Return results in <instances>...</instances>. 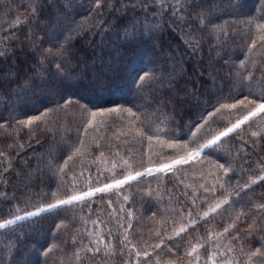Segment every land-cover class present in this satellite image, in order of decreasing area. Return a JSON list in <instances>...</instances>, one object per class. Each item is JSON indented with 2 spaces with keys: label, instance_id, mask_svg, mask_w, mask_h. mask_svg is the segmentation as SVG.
<instances>
[{
  "label": "trees",
  "instance_id": "16d2710c",
  "mask_svg": "<svg viewBox=\"0 0 264 264\" xmlns=\"http://www.w3.org/2000/svg\"><path fill=\"white\" fill-rule=\"evenodd\" d=\"M260 24L264 0H0V223L177 160L254 110ZM261 176L264 112L194 161L5 223L0 264H194L215 250L264 264L251 256Z\"/></svg>",
  "mask_w": 264,
  "mask_h": 264
},
{
  "label": "snow or ice",
  "instance_id": "6c2138e0",
  "mask_svg": "<svg viewBox=\"0 0 264 264\" xmlns=\"http://www.w3.org/2000/svg\"><path fill=\"white\" fill-rule=\"evenodd\" d=\"M157 2L161 3V6H162V0H157ZM34 12H35V8H33V13ZM257 27L262 29V30H264V24H260ZM261 40H264V36H261ZM56 67H57L58 70H62V69H60V65H57ZM146 78H150V74L149 73H144L143 75L139 76V81L143 82V81L146 80ZM239 103L243 104L244 102L243 101H239ZM252 103H253V101H249V104H252ZM221 107H223V108H229V107L230 108H235L236 104H231V105L225 104V105H222ZM108 111L117 112V111H120V110L119 109H109ZM125 111H128L129 113H131V109H126ZM262 112H264V103H260L258 105V107L254 108V110L250 111L248 113V115L243 117L242 120H237V122L235 124H232L230 127L224 129L223 131H220L217 135H215L212 139L208 140L206 143L199 144L197 147L192 148L191 151L187 152V156L186 157H180L177 160H173L171 164H161L160 167L157 169V171H163L165 169H170L172 167V165H174V164L186 163L188 160H191V159H193L195 157L201 156V154L204 153L205 150L215 151L219 147V142H221V138L222 137L228 136L234 130L239 128L244 122L248 121L251 117L257 115L258 113H262ZM45 115H46L45 113H42L40 116L31 117L27 121H21L20 123L27 124V125L31 126L34 122L40 121L42 119V117L45 116ZM96 115H97V113H95V112L92 113L93 117H95ZM209 115H212V114L209 113ZM252 135L253 136H257L258 133L257 132H252ZM169 147H172V145L169 144ZM182 147L186 150L188 148V144L185 143ZM218 167L220 169H223V172H224L225 176H227L228 173L231 171V168L230 167H225L224 164H219ZM146 171H147L148 174H151L152 170L151 169H147ZM144 174L145 173L137 172L136 173V177L142 176ZM136 177L128 176L124 180H116L115 181V185L106 184L102 188H95V189L87 191V192L69 195L66 199H60L55 204H49L47 206V208H39V209H37L36 211H33V212H26L25 216H16L15 220H23L26 217L37 216L40 213L46 212V211H48L51 208H57V207H60L62 205H70L73 202L83 201L86 197L93 196L94 192H105V191L109 190L110 188H112L114 186L122 185V184L126 183L129 180L135 179ZM259 179L260 180H264V176L259 177ZM252 183H256V181L254 180V181H252ZM221 187H223V184H221ZM53 195L55 196L56 194L53 193ZM125 199H128V197H125ZM227 202H228L227 200L224 201V203H227ZM220 206H221L220 204H217L216 208H219ZM259 207L264 209V205H261ZM210 211H215V208L210 209ZM207 214L208 213H205L204 215H207ZM129 215H131V213H129ZM5 223L6 224H11V223H14V220H8ZM5 223H0V227H4ZM191 223L195 224L196 221H192ZM129 227H131V225H129ZM185 231H187V227H181L179 229V231L176 233V235L179 236L181 233H183ZM225 232H227V229H225ZM127 240H128V238H127V236H125L124 237V241H127ZM124 241H121V243H124ZM128 243H131V242L128 241ZM108 247L110 248L111 246L109 245ZM133 247H135V246L133 245ZM156 247L159 248L160 244H157ZM199 247H205V245H199ZM52 250H53L52 248H49L45 252V255H48V253H50ZM88 250L92 251L95 254V253H98L100 251V248L97 247L95 249H88ZM196 250H197L196 247H192V249L188 253V255H192L193 253L196 252ZM143 254L145 256L149 255L147 252H144ZM136 255L139 256L140 252L137 251ZM257 255L260 256L261 258H264V249L257 248L255 250V252L251 253V256H257ZM77 258H79L78 257V253H77Z\"/></svg>",
  "mask_w": 264,
  "mask_h": 264
},
{
  "label": "rangeland",
  "instance_id": "374dc122",
  "mask_svg": "<svg viewBox=\"0 0 264 264\" xmlns=\"http://www.w3.org/2000/svg\"><path fill=\"white\" fill-rule=\"evenodd\" d=\"M264 102V101H263ZM263 102H261V103H263ZM258 107V106H257ZM249 113V112H248ZM248 113L246 114V115H248ZM245 115V116H246ZM244 117V116H243ZM243 117L240 119V120H242L243 119ZM237 122V121H236ZM235 122V123H236ZM234 123V124H235ZM230 127V126H229ZM214 137V136H213ZM212 137V138H213ZM212 138H210V139H212ZM209 139V140H210ZM207 142V141H206ZM206 142H204V143H206ZM189 151H191V150H189ZM188 152V151H187ZM187 152L185 153V154H183L181 157H185V156H187ZM202 155V154H201ZM200 157V156H199ZM199 157H195V158H193V159H191V160H188L186 163H188V162H190V161H194V160H196L197 158H199ZM180 158V157H179ZM179 158H177V159H179ZM172 163V161L171 162H167V163H164V164H171ZM174 165H177V164H174ZM174 165H172V167L174 166ZM151 167H160V165L159 166H151ZM172 167L170 168V169H172ZM170 169H165V170H163V171H168V170H170ZM143 170V169H142ZM141 171V170H140ZM157 171V170H156ZM139 172V171H138ZM137 173V172H136ZM154 173V172H153ZM135 174V173H134ZM134 174H132V175H130V176H133ZM128 177V176H127ZM124 179H126V177L125 178H122V179H119V180H124ZM108 184H113V185H115V181H113V182H111V183H108ZM106 185V184H105ZM104 186V185H103ZM102 186V187H103ZM102 187H100V188H102ZM95 189V188H94ZM90 190H93V189H90ZM90 190H88V191H90ZM87 192V191H86ZM95 193V192H94ZM21 216H25V214H23V215H21ZM12 220H15V218H13ZM6 222V221H5ZM5 222H2V223H5ZM224 233H225V231L224 232H222V234L219 236V239H220V241H222L223 243H228L229 242V240H227V235H225L224 236ZM228 246L229 245H225V247H227L228 248ZM229 250L231 249V248H228ZM222 258V257H221ZM194 264H237L235 261H229V262H227L226 260L224 261V260H220V254H218V252L215 250V251H213L208 257H200V256H197L196 257V261L194 262Z\"/></svg>",
  "mask_w": 264,
  "mask_h": 264
},
{
  "label": "water",
  "instance_id": "95a60500",
  "mask_svg": "<svg viewBox=\"0 0 264 264\" xmlns=\"http://www.w3.org/2000/svg\"><path fill=\"white\" fill-rule=\"evenodd\" d=\"M264 103V102H263ZM186 157V156H185ZM147 169H151L152 171H151V173H153V172H156V170L158 169V167H148V168H145V169H143V170H141V171H139V172H141V173H145L144 175H142V176H139V177H136V173L133 175V177H136L135 179H137V178H140V177H144V176H147V175H149L148 173H147Z\"/></svg>",
  "mask_w": 264,
  "mask_h": 264
}]
</instances>
